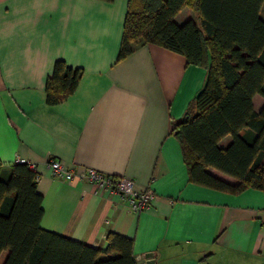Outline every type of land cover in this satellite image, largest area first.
<instances>
[{
    "label": "crops",
    "instance_id": "1",
    "mask_svg": "<svg viewBox=\"0 0 264 264\" xmlns=\"http://www.w3.org/2000/svg\"><path fill=\"white\" fill-rule=\"evenodd\" d=\"M127 3L0 0V177L16 162L33 166L42 229L102 251L109 233L131 239L137 264H145L146 252L154 264H264V192L230 194L191 183L171 134L172 122L203 89L206 70L152 43L132 44L118 60ZM259 16L264 21V5ZM189 19L199 23L188 6L174 16L176 24ZM57 60L82 77L64 101L49 105L45 82ZM263 106L255 94L253 110ZM240 134L248 143L256 137L249 128ZM230 142L226 135L218 145ZM50 158L78 175L93 169L130 179L137 190H152V202L133 213L120 195L85 178L53 177Z\"/></svg>",
    "mask_w": 264,
    "mask_h": 264
},
{
    "label": "trees",
    "instance_id": "2",
    "mask_svg": "<svg viewBox=\"0 0 264 264\" xmlns=\"http://www.w3.org/2000/svg\"><path fill=\"white\" fill-rule=\"evenodd\" d=\"M262 5L264 0H128L117 56L125 58L132 44L152 43L206 70L203 89L172 122L171 134L188 180L230 194L247 188L264 192V106L259 112L252 107L255 94L264 97ZM184 6L194 10L198 24L175 23ZM81 77V69L57 60L45 82L46 103L64 101ZM245 128L256 133L251 143L240 134ZM226 135L231 142L222 148L218 142ZM208 167L238 183L213 176ZM36 174L27 163L16 162L6 179L0 177V253L7 251L1 264H137L131 239L109 233L102 251L42 229Z\"/></svg>",
    "mask_w": 264,
    "mask_h": 264
},
{
    "label": "built area",
    "instance_id": "3",
    "mask_svg": "<svg viewBox=\"0 0 264 264\" xmlns=\"http://www.w3.org/2000/svg\"><path fill=\"white\" fill-rule=\"evenodd\" d=\"M29 166L33 169V166ZM48 168L53 177L63 179L68 183L85 178L96 190L104 189L109 195H120L121 199L127 202L130 210L136 214L148 208L153 199V192L150 188L137 190L134 182L130 179L105 175L93 169H88L84 174L78 175L72 170L65 168L61 160L54 158L48 160ZM38 178L39 175L37 173L36 179L38 180Z\"/></svg>",
    "mask_w": 264,
    "mask_h": 264
},
{
    "label": "water",
    "instance_id": "4",
    "mask_svg": "<svg viewBox=\"0 0 264 264\" xmlns=\"http://www.w3.org/2000/svg\"><path fill=\"white\" fill-rule=\"evenodd\" d=\"M145 264H154L153 252H146L144 254Z\"/></svg>",
    "mask_w": 264,
    "mask_h": 264
}]
</instances>
